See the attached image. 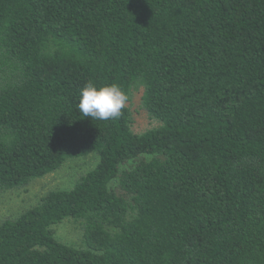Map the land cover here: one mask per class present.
<instances>
[{"label": "trees", "instance_id": "trees-1", "mask_svg": "<svg viewBox=\"0 0 264 264\" xmlns=\"http://www.w3.org/2000/svg\"><path fill=\"white\" fill-rule=\"evenodd\" d=\"M88 82L159 125L84 117ZM90 153L0 222V264H264V0H0V192Z\"/></svg>", "mask_w": 264, "mask_h": 264}, {"label": "rangeland", "instance_id": "rangeland-1", "mask_svg": "<svg viewBox=\"0 0 264 264\" xmlns=\"http://www.w3.org/2000/svg\"><path fill=\"white\" fill-rule=\"evenodd\" d=\"M142 94L141 87L133 92L131 101L128 102L133 111L132 128L135 132H143L159 125V122L143 108ZM97 163L98 157L94 153L72 158L56 171L33 180L25 187L0 192V222L17 218L24 211L37 205L50 191L72 188L78 179L94 169ZM54 229L59 240L70 245H82L83 225L80 221L67 218L54 226Z\"/></svg>", "mask_w": 264, "mask_h": 264}, {"label": "clouds", "instance_id": "clouds-1", "mask_svg": "<svg viewBox=\"0 0 264 264\" xmlns=\"http://www.w3.org/2000/svg\"><path fill=\"white\" fill-rule=\"evenodd\" d=\"M130 97L118 85L88 82L80 91L78 109L86 118L109 120L118 118Z\"/></svg>", "mask_w": 264, "mask_h": 264}]
</instances>
